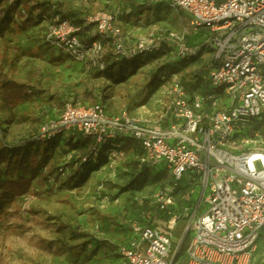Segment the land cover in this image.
I'll list each match as a JSON object with an SVG mask.
<instances>
[{
  "label": "built area",
  "instance_id": "built-area-1",
  "mask_svg": "<svg viewBox=\"0 0 264 264\" xmlns=\"http://www.w3.org/2000/svg\"><path fill=\"white\" fill-rule=\"evenodd\" d=\"M149 1L183 10L194 32H208L202 43L191 47L184 34L149 31L129 44L117 15L103 10L85 19L84 25L92 28L85 35L59 16L44 20L43 40L57 53L99 72L109 53L115 61H131L173 51L175 58L185 60L207 49L209 90L191 95L178 74H170L164 82L169 89L153 119L127 111L113 115L101 99L80 105L67 101L59 115L39 125L31 141L77 133L90 137L94 147L82 163L92 161L115 137L137 141L142 151L137 169L162 166L170 174L172 184L152 199L162 210L173 205L172 193L182 179L196 177L200 199L193 209L182 210L187 221L180 239L173 234L179 214L161 232L149 227L150 212H142L143 221L131 224L134 238L118 247L122 264H178L183 247V264H256L264 230V146L257 144L255 134V141L241 137L264 114V0ZM248 143L255 145L240 147ZM105 153L110 165L125 158L120 144ZM59 173L65 175L62 168ZM202 204L206 210L199 214Z\"/></svg>",
  "mask_w": 264,
  "mask_h": 264
},
{
  "label": "rangeland",
  "instance_id": "rangeland-1",
  "mask_svg": "<svg viewBox=\"0 0 264 264\" xmlns=\"http://www.w3.org/2000/svg\"><path fill=\"white\" fill-rule=\"evenodd\" d=\"M36 1L47 0H32L29 5L34 6ZM50 1L60 3V10L64 12L76 13L69 15L70 21H84L102 10L117 15L129 44L149 31H156L159 35L167 31L184 34L188 43H199L203 34L208 33L206 30L194 32L190 18L183 10L167 9L162 5L150 3L149 0ZM10 2L11 0L8 1ZM8 3L3 4L2 9H5ZM144 4H149L151 10L145 11L144 18L138 21L133 15L134 10L138 5ZM130 9L132 15H129ZM17 25L15 15L10 17V14L6 15L0 10V65L10 77L33 86L35 96L14 108H3L0 105L1 180L13 177L11 169L8 168L9 162L25 157L28 152L27 140L35 135L40 122L59 115L67 101L82 103L98 97L113 115L127 111L143 119L157 117L169 84L163 82L154 89L151 83L154 74L158 76L157 69L177 65L173 51H166V54L157 59L153 58V54L139 56L137 62L141 64L136 70L124 73L123 78L118 75V80H114L97 75L96 71L89 70L46 46L43 42L45 23L24 31ZM207 54L208 51H202L195 60H187L191 65L189 68L177 72L183 87L190 93L207 91L206 87L202 88L204 80L198 78L207 75ZM146 59L148 60L144 62ZM167 71L169 72V69ZM260 71L264 74V66ZM198 82H201L200 87ZM254 134L257 135V144L264 146V115L254 120L241 138L255 141ZM254 145L248 143L240 147L250 149ZM38 146L41 154L44 149L56 146L55 153L51 152L52 155L43 154L51 171H55L63 162H70L71 168L81 155L79 151L74 152L68 146L66 139H56L50 143L41 142ZM49 151L52 150H48V153ZM255 167L257 170L260 168L258 163ZM96 170L88 168L86 171L84 168L85 175L79 183L63 182L60 187H52L45 182L44 176H36L31 192L20 199L0 205V264H105L107 258L100 250L95 257L72 261L45 252L42 241H51L58 235L55 229L57 221L70 223L81 231L105 239L113 245L132 240L134 234L131 232V224L140 222L143 201L149 199L152 203L156 186L136 190L140 176L137 166L130 160L122 159ZM68 174L67 171L61 178L66 179ZM191 187L195 194L191 196L188 205H197L201 189L196 184ZM187 197L188 195L185 199ZM28 209L34 214L28 212ZM205 210L206 206L202 204L200 212ZM98 222H102L104 227L101 235L95 234ZM183 223L184 221L178 223L176 241L180 239L185 226ZM159 231H164V228L160 227ZM255 261L256 264H264V230H261Z\"/></svg>",
  "mask_w": 264,
  "mask_h": 264
},
{
  "label": "trees",
  "instance_id": "trees-1",
  "mask_svg": "<svg viewBox=\"0 0 264 264\" xmlns=\"http://www.w3.org/2000/svg\"><path fill=\"white\" fill-rule=\"evenodd\" d=\"M8 1L10 0H0V10L1 12H4L6 15L10 14V17L15 15V17L17 18V24H18L17 26L21 31L43 24L44 20L51 19L54 16H59L63 20H69V15L71 14L76 15V13L74 12L73 13L69 11L64 12L60 10L61 4L50 0L42 1V2L36 1V4L34 6L29 5L30 1L32 0H11L10 3H8ZM221 1L222 0H217L218 3ZM5 3L6 4L8 3V5L7 7H5V9H2V5ZM162 6L166 7L167 9H170L167 6L164 5ZM150 10H151V6L149 4L138 5L134 10L133 15H135L134 16L135 18L137 16H140L141 19H143L145 16L144 12ZM128 12L129 15H132L131 9L128 10ZM70 22L76 27H80V32L78 33L80 35H85L86 31L92 29L91 26L84 25L85 20L82 21L76 19ZM205 35L206 33L204 34V36ZM204 36L202 41L204 40ZM95 38L93 37L92 39ZM202 41L199 43H188L186 41V43L191 47H195V46H199L202 43ZM46 46L48 45L46 44ZM48 47L51 48L50 46ZM204 50L207 51V49H201L195 57L189 59H191L192 61L195 60V58L198 57V55ZM209 52L210 51L208 50V53ZM163 54H166V52L158 53L154 55L153 58L157 59L159 58V56ZM137 59L138 58L131 61L120 59L115 61L112 54L109 53L106 56H104V61H105L104 70L102 72L96 71V73L97 75H102L108 79L118 80L116 76L121 75L120 78H123L124 76L122 75H124V73H130L139 67V64L141 63L137 62ZM148 59H146L144 62H146ZM189 59H185V60L177 59L176 66L167 65L157 69L158 76L154 74V78L152 79L153 82L151 83L152 88L156 89V87H158L161 83L169 82L171 79L170 74H175L177 72L189 68L191 66L190 64L187 63V60ZM116 69L117 72H115ZM167 69H169V72L167 71ZM198 78L199 80L201 79L204 80L202 82L204 83V87L202 88L206 87L208 91L209 86L206 78H203L202 76ZM200 86H201V82L200 83L198 82V87ZM190 94L194 95L198 93H190ZM34 96H35V92L33 86L29 85L28 83H25L24 81L10 77L9 74L4 69V67L0 65L1 107L14 108L18 105L24 104ZM97 101H98V97H94L93 101H88V102H82V103H74L72 101L70 102L76 105H80L84 103H94ZM50 118H54V117H50ZM42 122H40V124ZM33 136H31V139ZM31 139L27 140L28 152L26 153L25 157L13 159V161L9 162L8 164V168L11 169V173L13 174V177L10 176L5 180H1L2 176L0 175V205L6 202H11L20 199L27 193L31 192L32 191L31 188H33L34 186L33 180L35 179L36 176L39 177L44 176L43 179L45 180V182H47L52 187L53 186L60 187L64 184L63 182H68L71 184L79 183L81 179L84 178L83 177L85 175L84 168L86 169V171L88 168H95L99 170L103 165H110L105 155L106 154L105 149L108 150L111 147H113L115 144H120V150L125 154L124 160H130L134 162L136 166H137V157H139L142 154L140 145L137 141L131 138L115 137L114 139H111L108 142L106 147L99 150L98 154L92 161L82 163L81 159L89 155L91 149L94 147V140L90 137H86L83 136L82 134L77 133L74 136L70 134H63L61 136H57L53 138L50 141H36V140L31 141ZM56 139H66V143L68 144V146L71 147V149L74 152L79 151L81 153L77 162L74 163L71 168H70V162H63L62 164L58 165L55 171H51V169H49L48 167L47 162L45 161L46 157L44 156H46V154L48 156L52 155L51 152L55 153L54 148L56 146H54L53 148L44 149L42 154L37 149L39 147L38 144H40L41 142L50 143ZM48 150H52V151H49L48 153ZM61 168L64 170L65 174L67 173V171L69 172L68 177H66V179L61 178L62 176H64L61 175V173H59V169ZM138 171H139L140 181L138 182V187H136V190L140 191L149 186L150 187L156 186V191H157L159 189H162L165 185L172 184V180L169 172L162 166H157L154 168L141 167V169H138ZM194 178L193 176H188L182 179L177 184V186L175 187L172 193L174 199L173 205L166 208L165 210H162L158 206V204L151 203L149 199H144L142 211L150 212L149 227L158 230L160 227H163L165 230L166 221L170 219L173 215L179 214V220L177 221V225L173 233L175 237L176 235L175 232L178 228V223L180 221H184L183 223L184 225L186 224L187 221L186 217L182 216V210L184 208L193 209L196 206L194 204L188 205L191 196L195 194L194 189L191 187L194 184L197 185L196 177ZM186 195H188L187 199H185ZM180 207L182 208V210H180ZM17 210L18 207H16V211ZM28 212L34 214L32 211H29V209ZM202 213L199 210V214ZM102 219L107 220L105 217H102ZM139 221H143V219H141V216L139 218ZM97 225L99 227V231H95V234L101 235L104 230L103 223L98 222ZM55 229L56 232H58V235L53 240L42 241L43 249L48 254L54 257L65 258L68 261H72L80 258L89 259L90 257H95L98 251L100 250L103 252V256L107 258L105 264H117L116 262L122 263V258L118 253V247L119 245L124 244L126 241L113 245L105 241V239H101L99 237L97 238V236H92L87 232L81 231L79 228L74 227L70 223H64L61 221H57ZM184 251L185 248L183 247L178 257V264L184 263L185 260Z\"/></svg>",
  "mask_w": 264,
  "mask_h": 264
},
{
  "label": "crops",
  "instance_id": "crops-1",
  "mask_svg": "<svg viewBox=\"0 0 264 264\" xmlns=\"http://www.w3.org/2000/svg\"><path fill=\"white\" fill-rule=\"evenodd\" d=\"M203 31H205L204 29H200L199 31H198V33H200V32H203ZM206 33V32H205ZM203 36H204V34H203ZM203 36H202V38H201V41H202V39H203ZM198 39V38H197ZM200 40V39H199ZM198 41V40H197ZM200 41V42H201ZM194 43H196V42H194ZM198 43V42H197ZM208 51V50H207ZM205 67H206V72H207V74H208V68H207V65H208V63H209V61L211 60V54H210V52L206 55V58H205ZM203 78H206V80L208 79V76L206 75L205 77L203 76Z\"/></svg>",
  "mask_w": 264,
  "mask_h": 264
}]
</instances>
